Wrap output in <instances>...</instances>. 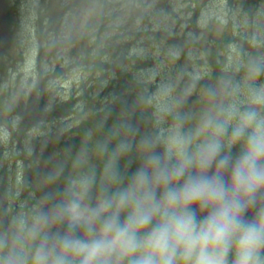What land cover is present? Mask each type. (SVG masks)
Masks as SVG:
<instances>
[{
  "label": "clouds",
  "instance_id": "1",
  "mask_svg": "<svg viewBox=\"0 0 264 264\" xmlns=\"http://www.w3.org/2000/svg\"><path fill=\"white\" fill-rule=\"evenodd\" d=\"M206 95L191 127L168 105L170 128L116 127L98 169L40 197L50 206L11 246L0 238V264H264V83Z\"/></svg>",
  "mask_w": 264,
  "mask_h": 264
},
{
  "label": "rangeland",
  "instance_id": "2",
  "mask_svg": "<svg viewBox=\"0 0 264 264\" xmlns=\"http://www.w3.org/2000/svg\"><path fill=\"white\" fill-rule=\"evenodd\" d=\"M7 3L12 41L0 49V187L6 195L3 212L12 236L2 228L0 219V238L8 244L31 225L39 208L50 206L40 197L54 191L60 159L54 132L60 128L59 133L64 134L75 122L88 118L101 102L106 85H110V96L119 88L143 95L144 127L140 132L151 133L158 126L167 129L174 123L171 116L157 113L158 105L175 106L174 111L188 114L191 119L186 127H191L208 103L206 89L222 93L231 82L242 87L264 83V73L258 81L250 77L252 66L264 67V0ZM108 15L111 22L105 24L108 31L102 36L101 48L113 47L110 56L99 57L112 68L110 72L87 71L76 63L83 56V44L70 46L65 41L69 37L81 41L82 37L86 42L84 28ZM218 40L221 45L213 48ZM117 44L122 50L115 54ZM217 67L223 73L213 76ZM39 75L44 77L42 81L37 80ZM34 87H38L36 97L45 100L44 111L57 102L82 97L75 104L77 118L48 119L25 130L18 114L8 115L7 110L24 107ZM70 156L89 157L87 152H71ZM70 165L77 168L75 161Z\"/></svg>",
  "mask_w": 264,
  "mask_h": 264
},
{
  "label": "trees",
  "instance_id": "3",
  "mask_svg": "<svg viewBox=\"0 0 264 264\" xmlns=\"http://www.w3.org/2000/svg\"><path fill=\"white\" fill-rule=\"evenodd\" d=\"M108 22H111L110 15H108V17H97V24L95 25L89 23L82 32V35L86 36V42L82 37L81 41L78 37H69L66 39V45L73 46L80 43L83 44V56L79 61H76L81 68L91 72L98 71L101 73V71L104 70L110 72V69L112 68L110 63H105L101 60V57L104 55L110 56V49L113 47L112 46L110 48V46H108L106 49L101 48L103 45L102 36L104 34L107 35L106 33L108 29L105 28V24ZM9 35L12 39L11 32ZM169 40L174 41L173 39ZM220 45L221 40H218L216 45H213L212 47L217 48ZM115 48V54L116 51L120 52V50H122V48H120V44H117ZM119 56L123 58L121 53ZM76 57L78 56L76 55ZM131 59L139 61L134 57ZM210 60H213L215 63L213 57H211ZM222 73L223 72L217 67V70L212 75L216 76ZM42 80L43 79L39 77L38 81ZM38 87H35V89L31 92L24 107H12L11 110H7L8 115L10 113L18 114L21 126H23L25 130L35 127L38 123L48 121V119L60 120L61 118H77L75 116L78 115L75 109V104L78 100H81L82 97L76 99L69 98L64 100L59 105L57 102V106L51 107L49 111H44L43 106L45 104V100H43L41 96L36 97ZM98 87L100 88L101 86ZM102 91L103 93L100 97L101 102L97 104L88 118L81 120L80 123L75 122L74 126L65 130L64 134L59 133L60 128L53 134L56 138V147L58 148L60 154V159L56 168V176L53 180L54 191L61 190L67 181L79 174L90 171L93 168H99L102 161L101 158L96 155V145L100 142L109 141L114 134L116 127L126 122H129L131 125L138 127L139 129L144 127L142 112L145 109V98L143 95L135 96L133 93H125L126 88H119V90L115 91V93L110 96V85H106L105 89H102ZM40 92L42 93V88L39 89V93ZM103 94L106 95L108 99H106ZM84 97L86 98L87 94H84ZM91 101H93V99H91ZM234 151H237V149H234ZM71 152H79V154L87 152L89 157L88 159L83 157L82 160H79L77 157L71 159ZM73 161L77 163V168L70 165V162ZM83 163H85V165L92 163V165L83 166ZM123 165L124 161L121 162L122 167ZM136 167L137 163L133 162L131 167L128 168V174L130 175ZM15 238L16 236H14V239Z\"/></svg>",
  "mask_w": 264,
  "mask_h": 264
},
{
  "label": "water",
  "instance_id": "4",
  "mask_svg": "<svg viewBox=\"0 0 264 264\" xmlns=\"http://www.w3.org/2000/svg\"><path fill=\"white\" fill-rule=\"evenodd\" d=\"M9 42V31L7 28V12H6V0H0V49L3 45L7 44ZM5 197L1 193L0 189V218H1V225L6 232L12 236V230L7 225L3 207L5 208ZM12 245V242L10 240L9 246Z\"/></svg>",
  "mask_w": 264,
  "mask_h": 264
}]
</instances>
